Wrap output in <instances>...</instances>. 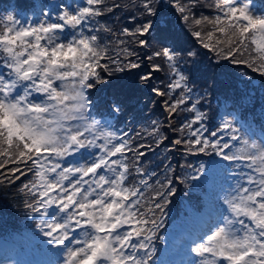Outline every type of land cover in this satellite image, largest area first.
Here are the masks:
<instances>
[{"label": "snow or ice", "instance_id": "1", "mask_svg": "<svg viewBox=\"0 0 264 264\" xmlns=\"http://www.w3.org/2000/svg\"><path fill=\"white\" fill-rule=\"evenodd\" d=\"M167 5L199 44L216 54L217 62L248 64L264 75V6L257 10L254 0H213L208 5L167 0ZM164 7L163 0L123 5L86 0L79 7L47 5L34 21L13 14L0 19V65L7 70L0 72V168L15 165L8 174L0 172V185L12 186L32 175L18 194L57 257L48 264H154V241L160 238L175 188L170 178L156 181L158 188L146 199L143 189L151 185L143 177L155 173H146L142 161L144 149L153 150V145L136 143L128 132L92 115L90 90L115 73L132 75L134 88L147 87L166 98L167 127L181 133L172 148L215 153L249 169L243 183L222 195L225 213L190 248L194 264H264V141L249 138L250 129L241 132L235 118L204 135L207 114L198 107L203 96L194 94L182 66L195 63L199 53L186 47L178 33L158 28ZM202 7L214 8L216 14L198 15ZM121 8L131 10V26L117 31L96 20ZM69 30L72 35L66 37ZM161 72L167 83L150 86ZM109 109L119 113V102ZM181 113L194 115L173 128ZM148 136L155 147L169 140L157 121ZM69 157L79 159L66 164Z\"/></svg>", "mask_w": 264, "mask_h": 264}, {"label": "trees", "instance_id": "2", "mask_svg": "<svg viewBox=\"0 0 264 264\" xmlns=\"http://www.w3.org/2000/svg\"><path fill=\"white\" fill-rule=\"evenodd\" d=\"M254 1L256 2L258 9L261 6H264V0H254ZM115 2L123 5V4H128L129 0H115ZM163 2L165 4V7H164L163 12L161 14V18L157 22L158 28L167 29L171 32H175V33L180 34V36L186 42V44H185L186 47L191 48V47L199 46L200 44H199L197 38L191 34L192 29H190L189 26L184 25V23L179 19V16H176V15L171 13L170 7L167 5L166 0H163ZM109 3H111V0H109ZM130 11H131L130 9L121 8L119 10L114 11L112 13V15H111V13H107L103 18H96V20L98 21L99 24H107L108 26L112 27L114 30L118 31L119 29H121L123 27L132 25V21L128 18ZM107 15H109V17L105 18ZM196 51L199 53V55L195 58V63L201 57V51L200 50H196ZM140 52L142 53L141 55L143 56L144 50H140ZM201 61L203 63H206V65L211 67V68L212 67L217 68L216 73H217L218 79H221V80L241 79V77L245 74L246 76H250L254 82L261 84V87L264 89V81L261 78L260 74L257 73L252 68H250L249 66H247L246 64H233L231 62H223V60L216 62L215 60L203 59ZM195 63H193V61H189V63L186 64V65H189L190 68H186L187 71L185 74L189 76V80L191 78L192 83L190 82V86L193 88L194 94H199V95L203 96V99L201 100V102H206L211 91L208 90L207 79L202 78L201 75L203 73L207 74L208 71H205L203 65H198ZM186 65H182V66L185 67ZM193 68H199L200 70H193ZM158 76L160 77V79L152 81V85L155 87H161L162 88L164 85L161 83V81L165 82V80H166L165 73L161 74V75L159 74ZM108 82H115V81L112 80V78H109ZM221 84L225 87L232 86V83H224L223 82ZM195 86H197V87H195ZM262 92H263L262 94L258 92L257 96H259V94H260L259 98L261 99V97H262V102L264 104V90ZM136 95H137V93L134 94V96H136ZM142 96L143 97H140L141 99L144 98L145 100H147L150 98L149 95H146L145 97H144V95H142ZM128 97H129V95H128ZM154 97L157 98V95ZM154 97H152V102L150 104L147 103V104L141 106L142 105V103H141L140 107L143 109H147L146 111H153L155 113V115L158 117H162L163 119H168L167 113L164 109V104H163V101L166 98H161L158 96L157 100L155 101ZM166 123H168V122H162V124H161L162 128H163L162 131L164 130V133H167L166 130H168V128H165V127H167ZM172 123H173V128H177L174 121H172ZM174 132H176V131H173V133ZM175 135H173L174 139H176L175 137L178 138V136H177L178 132ZM178 151L180 152V150H178ZM169 158H171V156H169L168 159ZM0 162H4L3 157H0ZM169 165L165 169V176L170 178V179L171 178L173 179V177L176 175L181 180V184H179L178 187L175 188V194L173 196L169 197L170 203H168L166 208H165V217H164L163 223H165L167 221L168 216L170 214V210L172 209V207L177 208L178 202H179V200L183 194H187V196H189V194L190 195L193 194V189H192L191 185L189 184L188 179L184 175L185 172H182L183 170H181L180 165L177 166V169H174L173 171L170 170ZM5 166H6V164H5ZM8 168H9V166L4 167V168H0V172L7 174ZM156 181H160L161 183H164V180L162 179L161 176H159ZM156 181L153 183L150 190L147 192L146 198H150L154 195L155 190L158 188ZM174 184H176V183H174Z\"/></svg>", "mask_w": 264, "mask_h": 264}, {"label": "rangeland", "instance_id": "3", "mask_svg": "<svg viewBox=\"0 0 264 264\" xmlns=\"http://www.w3.org/2000/svg\"><path fill=\"white\" fill-rule=\"evenodd\" d=\"M11 1L12 0H9V2H11ZM40 2L43 4V7L40 8V10L43 12V11L47 10V8H46L47 5H52L54 3V0H40ZM85 2H86V0H81V2H80V0H64V1H62V3L70 4L73 7L86 6L85 5L86 4ZM166 2H167V0H166ZM203 3H205L206 5L212 4L213 3V0H203ZM170 10H171V13L172 14H174L176 16H179V13L178 12H175L171 7H170ZM112 13H111V15H112ZM197 13H198V15H204V16H213V15L216 14L215 9L214 8H211V7H202V8H199L197 10ZM108 17H109V15H107L105 18H108ZM64 35L66 37L71 36L72 35V32L70 30L69 31H66L64 33ZM185 44H186V42H185ZM191 48H193L194 50H200L201 51V57H200V59L195 64L203 65L205 71H208L207 74L205 73V76L207 77V79H209V81H208V86L209 87H213V86H215L218 83H223L224 82V83H241V84H245V85L250 86L251 89H252V91H257V92H261V93L264 90L261 87V84H259L257 82H254L253 79L250 76H246L245 74L241 77V79H226V80L218 79L217 78V73H216L217 68H214V67L211 68V67L207 66L206 63H203L201 61V60L205 59V60H215L217 62L216 54L213 53L210 49H204L201 45H199L197 47H191ZM223 62H230V61L223 60ZM187 63H189V61ZM246 65L249 66L248 64H246ZM185 67L186 68H190L189 65H186ZM250 68H252L253 70H255V67H250ZM197 69H199V68H197ZM141 71H143V69H141ZM256 72L260 74L261 78L264 81V75H262L258 71H256ZM159 74L160 75L161 74H164V72L158 73L157 75H159ZM128 75L129 74H125V73H115L111 78H112V80H114L117 83H120V82H122L125 79V81H123V84H126L127 83L129 85L130 90H131V92L129 93V95H134L135 93H137L136 96L130 97L131 101L135 100L134 102H137V105H141V103H142L141 106H143V105H145L147 103L150 104L152 102V97H154L156 95L153 94L150 91V89L147 88V87L141 86L140 89L134 88L133 87V76L132 75L128 76ZM136 82L138 83V81H136ZM150 86H153L152 85V82H151V85ZM142 95H144V97L146 95H149L150 98L147 99V100H145L144 98L141 99L140 97H143ZM157 98H158V96H157ZM157 98L154 97V100L156 101ZM144 110L146 111L147 109H144ZM151 113H154V112L151 111ZM158 121L160 122V124H162V122H168V119H163L162 117H158ZM165 128H168V127H165ZM149 131H151V124L150 123H149V128L147 129V131L145 132V134L143 136L144 141L141 142V143H144V144H152L153 145V150L144 149V151H146V153H147L146 155L151 154V152H153L155 149L160 148V147H163L165 145H166V147H164V150H167V149L170 150L169 148L170 147L172 148V144L169 143V141H165V143L163 145H161L160 147H155V145L153 143V139H151V137L148 136V132ZM176 132L173 133V130H170L168 128L166 134H167L168 137L170 135L171 138H173L174 137L173 135H175ZM171 138L169 137V140H171ZM173 149H178V146L176 148H173ZM171 154H173L172 156H174V154H176V153H171ZM65 163L67 164V163H69V161L66 160ZM8 166H9V168L15 167L14 164L6 163V166L5 167H8ZM20 167H21V169H23L24 168V165H20ZM27 178H28V180L33 179V177H32L31 174H28ZM0 179H2V177H0ZM172 180H173V187L174 188H176V185L174 186V183L181 182L180 179H177V176L176 175L173 177ZM22 182H26V179L24 177H21V180L20 181H17L12 186H9L7 183L0 185V221L2 219H9V220H12V221H19L21 219H25L24 218L25 216H24V211L23 210H26V209L23 207L22 198L18 194V189H17L18 186L20 188ZM164 182H165V180H164ZM235 182H236V184H238L239 178H236ZM235 185H233L231 188H233ZM18 203L21 204L20 205L21 207H19L21 209L20 210L21 211L20 212L21 214H16V213H13L12 212L13 207H11V205L12 206H15V204H18Z\"/></svg>", "mask_w": 264, "mask_h": 264}]
</instances>
